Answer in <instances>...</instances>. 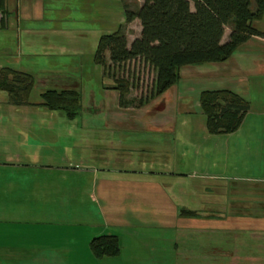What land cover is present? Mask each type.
Instances as JSON below:
<instances>
[{"label": "crops", "instance_id": "obj_1", "mask_svg": "<svg viewBox=\"0 0 264 264\" xmlns=\"http://www.w3.org/2000/svg\"><path fill=\"white\" fill-rule=\"evenodd\" d=\"M6 1L0 67L31 73L35 83L29 104L13 105L0 91V112L9 114L0 116V264H264V188L257 196L242 190L238 181L249 180L247 175L234 163L220 167L212 150L194 144L187 154L177 153L181 161L173 159L179 150L175 119L196 113L195 106L201 113L202 90L229 89L249 104L254 96L264 99V37H250L226 61L183 66L167 91L128 109L119 105L112 78L93 60L99 37L108 32L98 28L97 17L111 19L107 10L96 8L93 24L67 26L47 15L48 7L60 10V1L57 6L52 0ZM89 1L108 0H77ZM61 10L64 19L73 15ZM41 20L44 24L29 23ZM119 24L125 26L123 14ZM139 32L140 23L132 38L125 30L128 43ZM80 54L99 73H84L83 62L75 61L80 75L73 77L80 81L83 106V81H101V103L92 99L90 105L104 112L102 122L67 120L63 112L38 105L44 89L72 82L64 59ZM44 71L52 79L43 80ZM187 94L192 102L181 105ZM159 98L168 99L165 109L146 119ZM200 129L207 132L205 122ZM101 234L117 236V256L92 254L89 243Z\"/></svg>", "mask_w": 264, "mask_h": 264}, {"label": "trees", "instance_id": "obj_2", "mask_svg": "<svg viewBox=\"0 0 264 264\" xmlns=\"http://www.w3.org/2000/svg\"><path fill=\"white\" fill-rule=\"evenodd\" d=\"M123 2L125 24L134 19L140 23V32L129 43L121 25L102 34L97 42L93 60L103 73L112 78L111 88L118 92L120 106L135 104L127 99L131 83L128 76L112 74L115 68L142 60L155 71L151 91L139 98L142 106L167 91L178 82L179 70L187 65H202L226 61L234 51L252 36L264 37L253 22L264 16V0H142L137 8ZM192 5V6H191ZM9 14L7 1L0 0V25ZM229 28L226 39L225 29ZM35 79L31 73L0 67V91L7 93L13 105L29 104ZM38 105L61 111L69 119L83 111L81 88H46L39 94ZM198 102L205 116L208 133H228L241 123L249 103L240 94L229 89H204ZM187 216L195 212L182 209ZM96 258L119 254V243L114 234H101L89 243Z\"/></svg>", "mask_w": 264, "mask_h": 264}, {"label": "rangeland", "instance_id": "obj_3", "mask_svg": "<svg viewBox=\"0 0 264 264\" xmlns=\"http://www.w3.org/2000/svg\"><path fill=\"white\" fill-rule=\"evenodd\" d=\"M60 1V2H59ZM53 4L57 6L58 2V8L60 10H53L51 7H48L47 9V15H50L53 17L52 22L54 24H62L65 23L67 26H76V25H82V24H90L94 23L93 18L94 16V10L96 8L98 10H107L108 16H111V19L108 21L104 19L101 20V17H97L98 23L97 26L99 29L101 27L108 31L106 33H110L116 29H118L121 24H119V17L123 14V2L122 0H108L103 4L101 1L98 4H94L93 1H89L86 4H79L77 0H52ZM51 2V3H52ZM125 2L128 3L129 8L135 9L138 7L139 4H141L142 0H125ZM65 6V7H64ZM85 6V7H83ZM192 6V5H191ZM65 9L66 14H69V12H73V15L66 16L67 18L64 19L60 12H62L61 9ZM90 9V10H89ZM64 12V11H63ZM60 15V16H58ZM62 17V20L60 19ZM264 18V16H262ZM261 19V18H260ZM44 21V20H43ZM42 20L41 21H29V23H34L36 26L44 24ZM256 25L259 27L264 28V19L258 21H254ZM139 29V23L135 19L131 21L129 27L123 26V30H127L126 35L132 38L135 36L136 33H138ZM229 32V28L225 29L224 39H226ZM46 50H43L42 53H45ZM45 56V55H43ZM40 57V56H39ZM54 57V56H53ZM51 57V61H55ZM42 58V57H41ZM64 63L67 64L65 67L68 70L67 78H69L72 82H74V85L81 87L80 81L78 78L73 77V75H80V70H75L74 62H83L82 71L84 73H91L90 75L93 76V74L99 73L98 71H94L93 68L90 66V62L88 60L89 56L86 54L84 55H75L65 57ZM30 59V58H29ZM58 62H61L60 59H57ZM48 64L51 65V62L48 61ZM100 69V65H98ZM73 69V72L69 71V69ZM35 70V69H31ZM76 71V72H74ZM65 72V71H63ZM62 73V72H61ZM76 73V74H74ZM112 74L116 76H128V79L131 83V87L129 89V94L127 95V99H133L135 104L128 105V109H133L138 106L139 98H146L148 97L150 91L152 82L155 78V71L152 67H150L148 64L144 63L142 60H135L130 63L125 64V66L121 69L115 68ZM38 74L36 73L35 76L37 77L36 82H38ZM47 75V76H45ZM45 76V77H44ZM53 74L45 72L43 73V80H49L48 78L52 79ZM105 81V80H103ZM72 82L66 81V85L72 86ZM84 84V87H83ZM82 84V90L85 91V105L83 107V111L80 113V115L76 116L74 121L77 122H91V121H104V112L102 111H95L93 112V109L91 108L90 101L93 99V101L96 100V103L100 105L101 98L99 97L100 92L98 91L101 81L99 79L92 80L88 79L83 81ZM83 91V92H84ZM253 92V91H252ZM254 96V93H252ZM168 99L167 98H159L158 101L155 103V105H152V107L149 109V113L146 115V119L149 120V116L154 112L163 111L167 105ZM192 102V96L191 94L184 95L181 100H179V103L181 105H188ZM250 108L248 111H246L241 123L238 125V127L228 133H205L200 129V123L205 122V116L197 112L196 106L194 107V111L196 113H192L190 115H183L178 116L175 120L178 122L177 126V145L179 147L178 151L174 152L173 159L175 161H181V158H179L177 153H183L187 154V148L192 149V144L195 146L203 147L206 150H212L213 153L216 154V156L219 157L220 160V167L223 164H235V169L240 173L241 175H247L249 180H245V178H241L242 181H238L239 187L242 190H248L255 192L254 196H257L258 191H260L262 188H264V99H261L259 97L254 96L252 98L251 104H249ZM131 111H126L125 114ZM2 115H9L8 113L0 112V116ZM25 115V114H22ZM57 115V114H56ZM176 116V115H175ZM39 115L35 114L33 115V119H38ZM64 116L60 115L58 120H72L69 118H65ZM55 119V118H54ZM10 120V119H9ZM183 121H185V124L183 127H185V130H180V125ZM187 123V124H186ZM156 137H159L158 134L153 135ZM174 138V137H173ZM1 141V139H0ZM187 142H191V145H186ZM164 143V141H163ZM176 144V143H175ZM2 143H0V146ZM165 155H169L168 153L163 154V158H166ZM168 158V157H167ZM208 156L206 155L207 159ZM225 159V160H224ZM224 160V161H222ZM234 161V162H233Z\"/></svg>", "mask_w": 264, "mask_h": 264}]
</instances>
